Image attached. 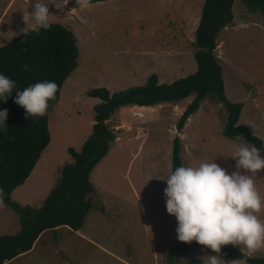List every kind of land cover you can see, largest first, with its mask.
Returning <instances> with one entry per match:
<instances>
[{"label":"rangeland","instance_id":"374dc122","mask_svg":"<svg viewBox=\"0 0 264 264\" xmlns=\"http://www.w3.org/2000/svg\"><path fill=\"white\" fill-rule=\"evenodd\" d=\"M36 2L47 4L50 0H0V47L26 27L22 11H31L30 6ZM203 3L204 0H107L78 11L69 4L63 11L48 5L49 22L62 24L82 41L78 65L64 81L59 98L48 112L51 143L45 173L38 169L37 177L12 191V200L22 206L42 205L58 169L67 162L59 163L64 158L62 147L66 143L78 146L80 137L91 130L88 122L94 110L88 90L108 84L112 92L121 91L145 84L153 73L158 84L169 83L195 71V26ZM232 11L227 31L217 34L214 53L221 64L225 95L232 102L243 103L238 124L264 140V13L251 11L240 0L234 1ZM86 22L90 29L86 30ZM162 42L177 47L179 54L173 63L154 58L156 52L166 51L161 48ZM193 97L192 94L158 107L159 117L148 119L144 126L148 132L145 130L139 139L118 133L120 139L112 141L108 153L90 174L95 187L90 194L92 208L78 233L66 227L46 230L32 250L8 264H188L208 255H218L225 264H248L217 254L195 241L180 242L178 221L166 209L165 179L170 174L175 136L181 141L183 166L215 162L229 174L236 171L232 156L238 147L252 145L241 135L225 133L227 111L212 96L200 102L183 130L178 131L177 121ZM248 122L256 125V132ZM249 175L264 201V170ZM257 215L264 221V209ZM19 230L18 214L0 203V235ZM182 244L184 249L174 254L173 249ZM229 246L241 251L239 245ZM243 253L261 257L264 247L252 254Z\"/></svg>","mask_w":264,"mask_h":264},{"label":"trees","instance_id":"16d2710c","mask_svg":"<svg viewBox=\"0 0 264 264\" xmlns=\"http://www.w3.org/2000/svg\"><path fill=\"white\" fill-rule=\"evenodd\" d=\"M103 0H90V3ZM235 0H204L195 29L193 52L196 70L172 82L157 83L156 74H151L145 84L109 92L105 87L87 91L92 97L100 98L93 105L94 123L80 150L68 147L71 160L59 169V175L39 207L20 205L11 198V192L21 185L31 173L41 152L50 142L48 112L59 98L66 78L77 66L78 48L76 35L60 23L51 24L50 30L41 29L37 34L17 35L0 47V74L16 83L7 102L0 100V111L7 109V131L0 130V190L2 202L18 214L19 232L0 235V264L29 251L36 239L46 230L67 226L72 230L82 227L86 215L92 208L90 194L95 191L90 174L98 162L107 154L116 136L114 129L105 122L121 106H152L162 102H177L194 95L177 121L181 131L189 116L199 108L205 98L216 97L227 111L225 133L243 138L258 148L264 149V140L241 124L239 115L242 102L230 101L224 92L221 64L214 49L216 37L221 29L233 20L232 6ZM251 11L264 13V0H240ZM70 6H76L70 0ZM28 65L29 70H24ZM54 81L58 90L50 100L43 117L26 119L25 109L14 101L17 91L44 81ZM181 141L175 136L172 141L171 172L182 166ZM264 158V150L261 151ZM184 249L183 244L175 247L176 254ZM221 255L242 259L251 264H264V256L253 257L229 245L221 247ZM170 258V255H169ZM188 264H203L200 259Z\"/></svg>","mask_w":264,"mask_h":264},{"label":"clouds","instance_id":"9594fccd","mask_svg":"<svg viewBox=\"0 0 264 264\" xmlns=\"http://www.w3.org/2000/svg\"><path fill=\"white\" fill-rule=\"evenodd\" d=\"M70 0H50V3L36 2L31 11L23 12L26 27L16 35L29 36V24L34 22V31L50 30L49 4L63 11ZM81 10L89 8L90 0H75ZM77 47L82 41L75 38ZM28 71V65H24ZM15 81L0 74V100L7 102ZM58 85L54 81L44 80L32 84L22 91L18 90L15 103L25 109L26 119L43 117L47 113L49 101L54 100ZM8 110L0 111V130L7 131ZM256 132V125L248 122ZM262 148L250 144H241L235 154L236 171L229 174L215 162H202L198 166H179L171 172L164 189L166 209L176 217L177 239L180 242H197L219 254L224 245H239L242 252L255 253L264 247V221L257 213L264 209L254 180L249 173L256 174L264 170ZM243 170V172L241 171ZM0 190V203H2ZM203 264H225L218 255L202 258Z\"/></svg>","mask_w":264,"mask_h":264},{"label":"crops","instance_id":"0c3cea01","mask_svg":"<svg viewBox=\"0 0 264 264\" xmlns=\"http://www.w3.org/2000/svg\"><path fill=\"white\" fill-rule=\"evenodd\" d=\"M107 0H103V1H97V2H93V3H103ZM93 3H90V4H93ZM55 9V8H54ZM80 8L79 7H75L73 8L72 10H79ZM71 12H75V11H71ZM201 12V11H200ZM199 17L200 15L197 16L198 20H199ZM198 20H197V23H198ZM85 21V20H84ZM196 23V25H197ZM86 25H87V29H90L91 27L88 26L87 22H86ZM196 27V26H195ZM34 28V22L32 24L29 25V29H32ZM228 29V26H225L223 29H221L220 31L221 32H226ZM88 31H92V30H88ZM219 31V32H220ZM90 35L94 36L93 33H90ZM77 37V36H76ZM7 43V42H6ZM161 48L165 49L166 51H158L156 52V54L154 55V58L157 59V60H163V62L165 63H173L174 59L176 58V56L179 54V51L177 49L176 46H173L171 47L170 45H164V43L162 42L161 43ZM168 50H172V51H175L174 53L173 52H167ZM78 52H79V49H78ZM78 59V57H77ZM78 65V64H77ZM159 69H156L154 68V72H159L158 71ZM196 70V69H195ZM160 73V72H159ZM177 77V75H176ZM68 78V77H67ZM66 78V79H67ZM105 88L109 90V92H112L109 88V85L108 84H105ZM60 95V94H59ZM91 100V106L93 108V105L97 104L100 102V98L98 97H92L90 98ZM171 104L173 102H162V103H159V104H154L152 106H145V105H127V106H121L120 108H118L117 110H115L110 116L108 119L105 120V122L107 124H109V127L114 129V133H115V140H118L120 139V135L118 133H122V134H125V135H129L128 138L130 137H134V139H139V136L141 134H145V130H146V133L148 132V129L149 128H146L144 127L148 121V119H153V118H157L159 117L158 115V112H157V108L158 107H161V106H164L165 104ZM178 105V108H179V104H176ZM143 108H146V110L144 111ZM156 110V111H153ZM130 111H132V114L130 113ZM137 113H142L143 115L139 116ZM240 116V115H239ZM190 117V116H189ZM190 120V118L188 119ZM239 120V119H238ZM89 125L91 124V130H89V132L83 134L80 139L78 140V146H74V149L75 150H80L81 148V145L82 143L84 142V139H86V137L89 135V133H91L92 131V125L94 123V117L92 120H90L89 122ZM186 124V123H185ZM185 126V125H184ZM184 128V127H183ZM183 130V129H182ZM250 131V130H249ZM141 138V137H140ZM147 139V137H146ZM114 140V141H115ZM50 141H51V138H50ZM113 141V142H114ZM111 142V144L113 143ZM143 142V139H141V144ZM51 143V142H50ZM47 144V146L44 148V150L41 152L40 154V157L38 158L34 168L32 169L31 173L29 174V176L26 178V180L21 184L22 187L23 185L28 182L32 177L35 178L37 177V172L38 169L41 168V171L45 169V167H47V156L49 155V152H47V148L49 147V144ZM250 143V142H249ZM252 144V143H251ZM253 145V144H252ZM69 147V144H64V146L62 147V151L64 152V158H63V161L59 162V163H64L66 160L67 162H69L71 160V157H70V154L68 153L67 149ZM61 150V149H60ZM139 149L137 148V151ZM172 150V149H171ZM137 151L135 152L134 155H136ZM108 153V152H107ZM181 153V152H180ZM53 157V156H52ZM105 157V156H104ZM66 162V163H67ZM61 168V167H60ZM59 168V169H60ZM171 168V167H170ZM58 169V170H59ZM171 171V169H170ZM44 173H45V170H44ZM59 175V171H58V174H57V177ZM35 176V177H34ZM54 185V184H53ZM20 186V185H19ZM18 187V186H17ZM53 187V186H52ZM51 187V188H52ZM50 188V189H51ZM14 190V189H13ZM12 190V191H13ZM15 191V190H14ZM50 191V190H49ZM12 193V192H11ZM48 194V193H47ZM62 227H66L67 229H69L70 231L72 232H76L77 231H80L79 229L78 230H72L70 229L69 227L67 226H59L56 228V230L58 228H62ZM45 232V231H44ZM78 233V232H77ZM43 233H41L39 235V237L36 239V241L41 237ZM87 236V235H86ZM84 237V236H83ZM36 241L34 242V244L36 243ZM33 244V246H34ZM32 246V248H33ZM32 248L30 250H32ZM29 250V251H30ZM28 252V251H27ZM27 252H24V253H27ZM22 253V254H24ZM21 255V254H19ZM17 257V256H16ZM15 258V257H14ZM13 258V259H14ZM12 260V259H11ZM10 260L6 261L4 264H8ZM250 264V263H248Z\"/></svg>","mask_w":264,"mask_h":264}]
</instances>
